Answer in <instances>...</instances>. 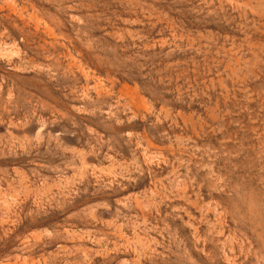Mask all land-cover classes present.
<instances>
[{
	"label": "rangeland",
	"instance_id": "374dc122",
	"mask_svg": "<svg viewBox=\"0 0 264 264\" xmlns=\"http://www.w3.org/2000/svg\"><path fill=\"white\" fill-rule=\"evenodd\" d=\"M0 62V264H264V0H0Z\"/></svg>",
	"mask_w": 264,
	"mask_h": 264
},
{
	"label": "bare ground",
	"instance_id": "6f19581e",
	"mask_svg": "<svg viewBox=\"0 0 264 264\" xmlns=\"http://www.w3.org/2000/svg\"><path fill=\"white\" fill-rule=\"evenodd\" d=\"M26 9V8H25ZM72 16V15H71ZM70 16V17H71ZM80 20V19H79ZM39 22V21H38ZM80 22V21H79ZM2 40V39H1ZM26 44V43H25ZM24 44V45H25ZM164 45V44H163ZM23 46V45H22ZM26 46V45H25ZM16 48V47H15ZM18 49V48H17ZM29 49V48H28ZM24 51V50H23ZM22 54H24V53H22ZM21 54V55H22ZM34 55V54H33ZM37 55V54H36ZM40 57H41V55H40ZM30 58H32V60H33V57H30ZM29 58V59H30ZM18 59V58H17ZM41 59V58H40ZM45 59V58H44ZM19 60V59H18ZM24 60H25V58H24ZM46 60V59H45ZM2 61V60H1ZM14 61V60H13ZM27 61H28V59H27ZM3 62V61H2ZM1 63V62H0ZM24 65V64H23ZM14 66H15V64H14ZM10 67H12V66H10ZM20 67V66H19ZM34 67H36V66H34ZM7 68V67H6ZM33 68V67H32ZM39 67H37V69H38ZM4 69V68H3ZM29 69V68H28ZM16 73V72H15ZM5 74V73H4ZM10 76V75H9ZM92 76V75H91ZM17 77V76H16ZM21 78V77H20ZM6 79H7V77H6ZM2 81V80H1ZM3 82V81H2ZM100 84H102L101 82H99ZM11 85V84H10ZM96 85V84H95ZM6 97V96H5ZM142 102V101H141ZM8 103V102H7ZM2 105V104H1ZM0 105V106H1ZM5 105V104H4ZM3 107H5V106H3ZM20 109V108H19ZM147 109V108H146ZM15 113V112H14ZM33 113V112H32ZM179 113V112H178ZM7 115V114H6ZM18 115V114H17ZM38 115V114H37ZM166 115H168V114H166ZM8 116V115H7ZM16 116V115H15ZM17 117V116H16ZM15 117V118H16ZM32 119V118H31ZM35 119V118H34ZM2 127V126H1ZM0 127V128H1ZM3 129V128H2ZM14 130V129H13ZM17 130V129H16ZM19 130V129H18ZM15 132V131H14ZM13 132V133H14ZM9 146V145H8ZM41 147V146H40ZM20 152V151H19ZM86 156V155H85ZM94 156V155H93ZM42 157V156H41ZM99 157V156H98ZM120 157H122V156H120ZM23 158V157H22ZM33 158H34V156H33ZM43 158V157H42ZM21 159V158H20ZM26 159V158H25ZM30 159V158H29ZM32 159V158H31ZM18 160V159H17ZM24 160V159H23ZM8 161V160H7ZM14 161V160H13ZM6 163V162H5ZM10 163V162H9ZM80 164V163H79ZM113 164V163H112ZM89 165V164H88ZM65 168V167H64ZM82 168V167H81ZM54 170V169H53ZM80 170V169H79ZM90 170V169H89ZM12 171V170H11ZM16 171V169L14 170V172ZM81 171V170H80ZM91 171V170H90ZM92 172V171H91ZM94 172V171H93ZM30 175H32V174H30ZM91 175V174H90ZM33 176V175H32ZM74 176V175H73ZM89 177V176H88ZM102 177V176H101ZM80 178H81V176H80ZM23 179V178H22ZM87 179V178H86ZM77 180V179H76ZM20 183H21V181H20ZM28 186V185H27ZM24 187H26V186H24ZM37 187V186H36ZM71 187V186H70ZM75 191V190H74ZM38 193V192H37ZM104 193V192H103ZM105 193H107V192H105ZM114 193V192H113ZM117 193V192H116ZM23 195V194H22ZM100 195V194H99ZM2 196V195H1ZM33 196H34V194H33ZM8 197H9V195H8ZM24 198V197H23ZM79 198V197H78ZM76 201V200H75ZM21 202V201H20ZM115 203V202H114ZM117 203V202H116ZM135 204V203H134ZM113 205V204H112ZM80 208V207H79ZM73 210H74V208H72ZM69 210V209H68ZM72 211V210H71ZM133 212V211H132ZM29 215V214H28ZM139 215V214H138ZM150 215V214H149ZM64 216V215H63ZM136 216V215H135ZM143 216V215H142ZM146 216V215H145ZM140 217V216H139ZM153 217V216H152ZM60 218V217H59ZM63 218V217H62ZM157 218V217H156ZM57 220H58V218H57ZM60 220V219H59ZM58 220V221H59ZM159 220V219H158ZM6 221V220H5ZM101 221V220H100ZM103 221V220H102ZM150 221V220H149ZM156 221V220H155ZM55 222H56V220H55ZM53 223V222H52ZM142 223H143V221H142ZM153 223V222H152ZM155 223V222H154ZM162 223V222H161ZM176 223V222H175ZM50 224V223H49ZM156 224V223H155ZM154 225V224H153ZM160 225V224H159ZM162 225V224H161ZM39 226V225H38ZM47 226V225H46ZM112 226V225H111ZM117 226V225H116ZM132 227V226H131ZM134 227V226H133ZM154 227V226H153ZM32 228V227H31ZM143 228V227H142ZM38 229V228H37ZM34 230V229H33ZM21 231H23V230H21ZM20 231V232H21ZM131 231V230H130ZM26 232H27V230H26ZM25 232V233H26ZM132 232V231H131ZM24 233V234H25ZM45 233V232H44ZM77 233V232H76ZM125 233V232H124ZM149 233H150V231H149ZM19 234V233H18ZM141 234V233H140ZM152 234H153V232H152ZM87 235V234H86ZM137 235V234H136ZM157 235V234H156ZM22 236H23V234H22ZM21 236V237H22ZM122 236V235H121ZM20 237V238H21ZM122 237H124V236H122ZM140 237V236H139ZM128 238V237H127ZM141 238V237H140ZM89 239V238H88ZM87 239V240H88ZM114 239V238H113ZM137 239V238H136ZM143 239H144V237H143ZM146 239V238H145ZM159 239H160V237H159ZM115 240V239H114ZM160 240H162V239H160ZM12 241V240H11ZM122 241V240H121ZM136 241V240H135ZM152 241V240H151ZM49 243V242H48ZM98 243V242H97ZM103 244V243H102ZM121 244V243H120ZM150 245V244H149ZM53 246V245H52ZM99 246V245H98ZM139 246V245H138ZM51 247V246H50ZM119 247V246H118ZM88 248V247H87ZM78 250V249H77ZM142 250V249H141ZM44 251V250H43ZM115 251V250H114ZM92 252V251H91ZM135 252V251H134ZM136 252H137V250H136ZM152 252V251H151ZM105 253V252H104ZM116 253V252H115ZM82 254V253H81ZM139 254V253H138ZM105 255V254H104ZM133 255V254H132ZM86 256V255H85ZM101 256V255H100ZM107 256V255H106ZM76 257H78V256H76ZM132 257V256H131ZM124 259V258H123ZM134 259V258H133ZM43 261V260H42ZM78 261V260H77ZM120 261V260H119ZM73 263V262H72ZM146 263V262H145ZM155 264V263H154ZM156 264H158L157 262H156Z\"/></svg>",
	"mask_w": 264,
	"mask_h": 264
}]
</instances>
